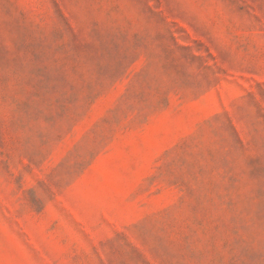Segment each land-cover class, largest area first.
I'll return each mask as SVG.
<instances>
[{
	"label": "rangeland",
	"instance_id": "rangeland-1",
	"mask_svg": "<svg viewBox=\"0 0 264 264\" xmlns=\"http://www.w3.org/2000/svg\"><path fill=\"white\" fill-rule=\"evenodd\" d=\"M0 264H264V0H0Z\"/></svg>",
	"mask_w": 264,
	"mask_h": 264
}]
</instances>
